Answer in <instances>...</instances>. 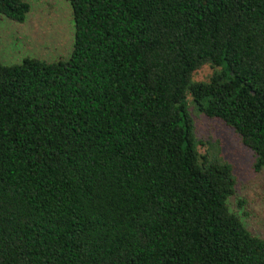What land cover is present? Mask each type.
I'll return each mask as SVG.
<instances>
[{
    "label": "trees",
    "instance_id": "trees-1",
    "mask_svg": "<svg viewBox=\"0 0 264 264\" xmlns=\"http://www.w3.org/2000/svg\"><path fill=\"white\" fill-rule=\"evenodd\" d=\"M67 1L68 57L0 59V264H264L187 100L264 167V0Z\"/></svg>",
    "mask_w": 264,
    "mask_h": 264
},
{
    "label": "rangeland",
    "instance_id": "rangeland-1",
    "mask_svg": "<svg viewBox=\"0 0 264 264\" xmlns=\"http://www.w3.org/2000/svg\"><path fill=\"white\" fill-rule=\"evenodd\" d=\"M30 10L23 22L0 15V59L4 63L25 56L45 61L66 58L73 44L72 8L67 0H26ZM208 63L192 73V80L207 81L213 72ZM188 111L194 124L197 150H219L233 166L234 193L227 199L231 212L246 228L264 238V167L253 169L254 154L239 135L222 121L199 112L187 96Z\"/></svg>",
    "mask_w": 264,
    "mask_h": 264
}]
</instances>
